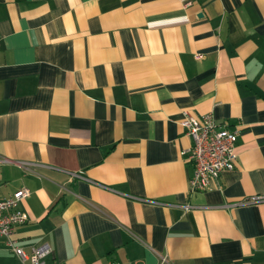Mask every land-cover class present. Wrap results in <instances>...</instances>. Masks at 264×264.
<instances>
[{
    "label": "crops",
    "instance_id": "crops-1",
    "mask_svg": "<svg viewBox=\"0 0 264 264\" xmlns=\"http://www.w3.org/2000/svg\"><path fill=\"white\" fill-rule=\"evenodd\" d=\"M183 112L238 131L189 190ZM45 264H264V0H0V199ZM0 264H22L0 235Z\"/></svg>",
    "mask_w": 264,
    "mask_h": 264
},
{
    "label": "built area",
    "instance_id": "built-area-1",
    "mask_svg": "<svg viewBox=\"0 0 264 264\" xmlns=\"http://www.w3.org/2000/svg\"><path fill=\"white\" fill-rule=\"evenodd\" d=\"M183 1L185 4H191L195 0ZM179 124L192 139V145L186 152L187 159L194 167L189 180V190L206 191L218 186L220 175L235 168L238 131L229 129L225 123H218L212 114L198 117L183 112ZM29 194L28 188L21 187L10 196L0 199V235L4 238V244L22 264H45V257L51 252L48 243L34 245L29 251H25L18 245L14 235L15 226L27 219L19 204ZM259 202H264V194H257L230 205ZM158 264H167L166 257L162 256Z\"/></svg>",
    "mask_w": 264,
    "mask_h": 264
}]
</instances>
